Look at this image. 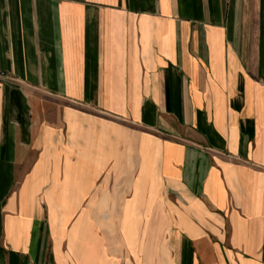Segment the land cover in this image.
I'll return each mask as SVG.
<instances>
[{"label":"crops","instance_id":"crops-1","mask_svg":"<svg viewBox=\"0 0 264 264\" xmlns=\"http://www.w3.org/2000/svg\"><path fill=\"white\" fill-rule=\"evenodd\" d=\"M0 264H264V0H0Z\"/></svg>","mask_w":264,"mask_h":264},{"label":"built area","instance_id":"built-area-1","mask_svg":"<svg viewBox=\"0 0 264 264\" xmlns=\"http://www.w3.org/2000/svg\"><path fill=\"white\" fill-rule=\"evenodd\" d=\"M0 76L2 77V74H1V72H0Z\"/></svg>","mask_w":264,"mask_h":264}]
</instances>
